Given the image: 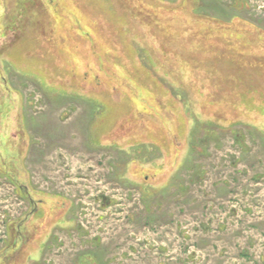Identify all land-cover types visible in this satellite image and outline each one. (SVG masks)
I'll return each instance as SVG.
<instances>
[{
  "label": "rangeland",
  "instance_id": "1",
  "mask_svg": "<svg viewBox=\"0 0 264 264\" xmlns=\"http://www.w3.org/2000/svg\"><path fill=\"white\" fill-rule=\"evenodd\" d=\"M0 264H264V0H0Z\"/></svg>",
  "mask_w": 264,
  "mask_h": 264
}]
</instances>
